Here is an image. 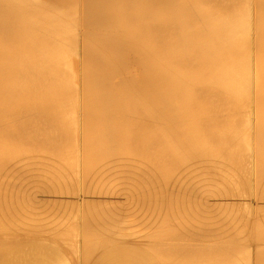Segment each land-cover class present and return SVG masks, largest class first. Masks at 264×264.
<instances>
[{
    "label": "bare ground",
    "instance_id": "1",
    "mask_svg": "<svg viewBox=\"0 0 264 264\" xmlns=\"http://www.w3.org/2000/svg\"><path fill=\"white\" fill-rule=\"evenodd\" d=\"M38 1L0 0V264H264V0Z\"/></svg>",
    "mask_w": 264,
    "mask_h": 264
},
{
    "label": "rangeland",
    "instance_id": "2",
    "mask_svg": "<svg viewBox=\"0 0 264 264\" xmlns=\"http://www.w3.org/2000/svg\"><path fill=\"white\" fill-rule=\"evenodd\" d=\"M38 2H40V3H42V2H43V3H44V2H45V0H39ZM54 4H55V3H54ZM252 263H253V262H252Z\"/></svg>",
    "mask_w": 264,
    "mask_h": 264
}]
</instances>
